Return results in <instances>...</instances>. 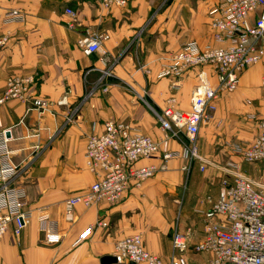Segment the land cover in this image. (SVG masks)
Segmentation results:
<instances>
[{
	"label": "crops",
	"instance_id": "0c3cea01",
	"mask_svg": "<svg viewBox=\"0 0 264 264\" xmlns=\"http://www.w3.org/2000/svg\"><path fill=\"white\" fill-rule=\"evenodd\" d=\"M220 1L128 0L126 8L109 10L97 0H0V36H11L0 50V96L9 76H35V97L49 103L43 111L18 100L0 106L9 159L19 169L15 185L24 191L25 209L31 213L19 236L11 228L0 240V264H101L102 257L115 255L118 240L135 234L167 264L175 227L189 238L191 264L207 263L210 256L193 248L204 238L203 213L211 207L209 200L218 198L221 181L231 172L229 164L264 186V162H246L233 150L249 147L260 132L264 59L243 73L235 92L218 100L197 140L204 161L193 163L189 173L183 170V144L171 140L177 156L167 169L142 187H132L118 204L77 205L70 221L66 201L95 181L85 162L86 143L89 135L102 132L107 120L131 122L159 139V116L171 96L176 93L178 109L191 110L200 69L183 75L178 92L169 77H161V70L183 44L221 46L210 24ZM66 8L77 12L74 29L68 27ZM12 9L23 12L25 19L4 23ZM96 33L109 39L103 52L87 55L79 39ZM109 63H114L112 76L105 79L109 90L103 92L99 81ZM64 97L67 103L59 105ZM73 113V122L67 123ZM151 162L159 163L144 160L140 165ZM192 171L196 176L188 186L186 175ZM100 221L108 227L97 228L74 246ZM47 230L59 234L61 241L47 243Z\"/></svg>",
	"mask_w": 264,
	"mask_h": 264
},
{
	"label": "built area",
	"instance_id": "2783aa9c",
	"mask_svg": "<svg viewBox=\"0 0 264 264\" xmlns=\"http://www.w3.org/2000/svg\"><path fill=\"white\" fill-rule=\"evenodd\" d=\"M97 1L109 10L114 7L123 9L128 5V0ZM65 14L68 27L74 29L77 12L66 8ZM24 19L23 12L12 9L3 21L13 23ZM210 24L214 40L221 46L200 49L195 43L183 44L172 52L170 64L160 74L161 77H169L172 89L178 92L183 75L200 69L198 84L192 91L191 110L183 112L178 109L176 93L171 96L159 116L162 133L159 139L142 133L131 122L118 120H107L102 132L89 135L85 162L96 179L89 188L66 201L68 220H73L77 205L118 204L132 187L140 188L157 173L165 171L168 163L177 156L170 148L171 140L178 141L185 148L183 157L187 164L183 166L184 171L189 173L193 163L204 161L197 147L203 124L215 113L220 97L235 92L243 73L264 59V0H221ZM107 39V34L96 33L83 36L78 44L85 54L91 55L103 52V43ZM10 40L9 34L0 36V50ZM113 66L114 63H109L99 81L103 92L109 90L105 79L112 76ZM36 82L35 76H9L0 96V106L18 100L36 110H45L49 103L35 97ZM261 87L264 102V78ZM66 103L64 97L59 105ZM73 120L74 113L67 117V123ZM258 127L260 132L249 147L233 148L249 163L264 162V117L259 119ZM6 134L0 117V240L11 228L19 236L31 215L25 209L28 202L24 191L15 185L19 169L9 159ZM182 137L187 138L186 143ZM144 160H157L159 163L140 165ZM228 169L231 172L223 177L218 198L210 199L211 207L203 213L204 238L194 246L193 252L208 254L210 258L206 264H264V186L242 175L235 163H230ZM107 227L105 221L89 226L74 246L84 243L97 228ZM45 240L49 244H57L61 236L47 230ZM115 248L117 264H166L159 256L146 250L140 234L118 240ZM190 248L188 236L175 227L172 254L167 264H191Z\"/></svg>",
	"mask_w": 264,
	"mask_h": 264
},
{
	"label": "water",
	"instance_id": "95a60500",
	"mask_svg": "<svg viewBox=\"0 0 264 264\" xmlns=\"http://www.w3.org/2000/svg\"><path fill=\"white\" fill-rule=\"evenodd\" d=\"M117 263V259L115 256H104L101 258V264H115ZM135 264V263H131Z\"/></svg>",
	"mask_w": 264,
	"mask_h": 264
},
{
	"label": "rangeland",
	"instance_id": "374dc122",
	"mask_svg": "<svg viewBox=\"0 0 264 264\" xmlns=\"http://www.w3.org/2000/svg\"><path fill=\"white\" fill-rule=\"evenodd\" d=\"M182 141H184L186 143L187 142V138L186 137H182ZM195 174H196L195 171H192L191 174L186 175L187 184H189L188 186H190V184L192 183V181L195 179V176H196ZM187 176H188V178H187Z\"/></svg>",
	"mask_w": 264,
	"mask_h": 264
}]
</instances>
